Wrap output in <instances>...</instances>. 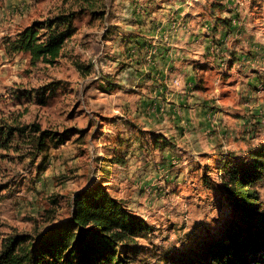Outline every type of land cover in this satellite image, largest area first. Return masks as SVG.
<instances>
[{
    "label": "rangeland",
    "instance_id": "1",
    "mask_svg": "<svg viewBox=\"0 0 264 264\" xmlns=\"http://www.w3.org/2000/svg\"><path fill=\"white\" fill-rule=\"evenodd\" d=\"M80 6L0 0V128L16 129L8 140L0 137V243L37 237L66 220L73 194L100 183L151 226L136 240L135 264H167V257L214 235L230 212L204 182L217 186L219 157L241 158L264 144V0H97L96 16ZM68 13L73 30L52 62L12 50L26 27L37 23L40 36L47 35L44 21ZM224 19L231 26L221 29ZM184 27L200 31L201 43L210 40V57L190 60L197 91L212 95L214 121L223 108L218 131L209 132L217 150L210 154L188 150L187 144H209L188 141L185 132L169 138L174 145L166 150L151 148V140L173 134L160 121L170 90L158 88L178 83L158 72V41ZM148 29L157 40L146 37ZM49 83L57 86L41 102L36 94ZM155 117L160 127L147 132ZM43 131L50 136L40 151ZM258 189L264 199V181Z\"/></svg>",
    "mask_w": 264,
    "mask_h": 264
},
{
    "label": "trees",
    "instance_id": "2",
    "mask_svg": "<svg viewBox=\"0 0 264 264\" xmlns=\"http://www.w3.org/2000/svg\"><path fill=\"white\" fill-rule=\"evenodd\" d=\"M76 1L81 4L80 10L99 14L95 10L97 0ZM73 18L74 13H68L46 19L43 24L51 31L48 36H40L37 23L26 27L18 34L12 50L29 53L33 61L52 62L65 36L73 30ZM219 24L228 27L230 22L224 19ZM56 86L46 84L36 96L43 102L44 93L53 92ZM13 130L16 129L0 128V137L8 140ZM49 134L41 133L36 141L38 150L44 151ZM158 138L161 137L155 138L154 147L170 145L165 138ZM217 162V186L204 182L209 188H217L230 212L214 235L167 257V264H264V199L258 189L264 181V144L248 147L241 158L226 152ZM71 206L66 220L51 224L37 237L15 235L2 240L0 264H135L139 255L136 240L151 232L142 217L100 183L74 193Z\"/></svg>",
    "mask_w": 264,
    "mask_h": 264
},
{
    "label": "crops",
    "instance_id": "3",
    "mask_svg": "<svg viewBox=\"0 0 264 264\" xmlns=\"http://www.w3.org/2000/svg\"><path fill=\"white\" fill-rule=\"evenodd\" d=\"M164 14L166 17L168 12L166 13V11H164ZM218 25L220 24L218 23ZM229 26H231V24ZM220 28L223 29L226 28V26L220 25ZM199 33L200 31L189 29V27H184L175 33L172 32L167 42L158 41L159 55L157 56L158 60H156L158 62V72L161 74H167L171 79L176 78L178 83L176 82L173 85L163 84V87L158 88V91H161L162 88L165 91L166 89L170 90V93L163 95V100L164 98L165 100L162 105H159L161 108H166V115L165 117H161L160 121L162 122L161 126L165 124L168 128H172L167 129V131L170 133L172 130L173 134L171 135L170 133V137H168V133L166 132L167 134L163 133L162 135L158 136L168 140L170 145L165 146L163 149H159L157 151L166 150L167 148L174 145V143L169 138H174V141H176V136H181L183 132H185V135H183L184 137L182 138H187L188 141H190L192 138L195 140V142L199 139H203L209 144H190L191 146L187 144L188 150H193L194 153L197 154H210L216 150V148L213 150V146L210 144L212 142V134L209 132L212 131L213 128L218 131V126H215L214 124H219L221 122L220 118L222 116L223 108H218L215 110L217 113V119L214 121V111L211 109V107H213L211 103L212 95L211 93H206L204 90L202 93L197 91L196 81H198L200 78H195L196 75H199V73L196 71V67L193 66V62H190L191 59L195 60L199 59L201 56H204V53L209 54L207 57H210L211 55V50H208V48H210V40L206 38V41L201 43V36ZM154 35L155 34L153 31L150 29L147 30L146 37L150 39L155 38L154 40H157L158 37ZM234 56L236 60H240L239 53L236 55L234 54ZM252 81L253 79L250 78L249 82ZM148 82L146 84H149ZM208 100H210V102ZM155 104L157 105V103ZM155 118L157 120L155 121V123H157L155 125L146 122L145 128L147 132L154 133L153 130H156L157 127H160L158 124L160 117ZM174 128H176V130ZM213 136H216V134H213ZM135 140H137V136ZM151 148L155 150L154 141L152 143V140ZM154 152H156V150ZM215 152H217V150ZM149 172L151 173L154 171ZM151 175L154 174L152 173ZM152 178L153 177L150 176L147 179L150 180Z\"/></svg>",
    "mask_w": 264,
    "mask_h": 264
}]
</instances>
